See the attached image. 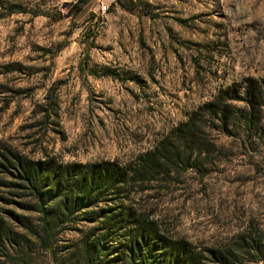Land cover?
Segmentation results:
<instances>
[{
  "label": "rangeland",
  "instance_id": "374dc122",
  "mask_svg": "<svg viewBox=\"0 0 264 264\" xmlns=\"http://www.w3.org/2000/svg\"><path fill=\"white\" fill-rule=\"evenodd\" d=\"M76 1L0 0V146L33 160L123 165L220 96L235 110L228 129H204L206 174L188 170L133 198L197 251L238 234L264 243V102L247 128L245 105L231 100L247 79L264 89V0H116L99 16L90 0L67 16ZM10 4L29 14L7 15ZM77 240L67 232L51 255L26 236L0 264H74Z\"/></svg>",
  "mask_w": 264,
  "mask_h": 264
},
{
  "label": "trees",
  "instance_id": "16d2710c",
  "mask_svg": "<svg viewBox=\"0 0 264 264\" xmlns=\"http://www.w3.org/2000/svg\"><path fill=\"white\" fill-rule=\"evenodd\" d=\"M88 2L77 0L67 16L79 14ZM6 14L29 12L22 5L10 4ZM62 18L59 14L57 20ZM106 76L119 80L113 71ZM129 80L138 84L137 79ZM263 91L257 80L247 79L242 97L231 99L245 105L247 128L259 122ZM234 110V105L221 103L216 96L172 127L151 150L123 165L117 161L63 163L54 157L33 160L0 146V256L9 248L16 249L26 236L40 250L54 255L56 245L69 232L78 236V247L67 255L74 264H240L243 257L247 262H264L260 238L238 234L231 245L197 251L190 243L166 234L152 213L136 207L133 198L150 184L166 182L188 170L204 176L199 161L213 148L204 129L213 124L228 129ZM81 225L89 228L83 231Z\"/></svg>",
  "mask_w": 264,
  "mask_h": 264
},
{
  "label": "built area",
  "instance_id": "2783aa9c",
  "mask_svg": "<svg viewBox=\"0 0 264 264\" xmlns=\"http://www.w3.org/2000/svg\"><path fill=\"white\" fill-rule=\"evenodd\" d=\"M115 2L116 0H98L96 7L98 16L106 14L109 10V7ZM262 167L264 169V160L262 162ZM256 264H264V262H257Z\"/></svg>",
  "mask_w": 264,
  "mask_h": 264
},
{
  "label": "crops",
  "instance_id": "0c3cea01",
  "mask_svg": "<svg viewBox=\"0 0 264 264\" xmlns=\"http://www.w3.org/2000/svg\"><path fill=\"white\" fill-rule=\"evenodd\" d=\"M90 1V0H89ZM91 1H94V0H91ZM86 7V6H85Z\"/></svg>",
  "mask_w": 264,
  "mask_h": 264
}]
</instances>
